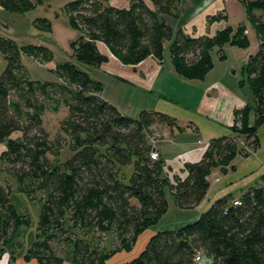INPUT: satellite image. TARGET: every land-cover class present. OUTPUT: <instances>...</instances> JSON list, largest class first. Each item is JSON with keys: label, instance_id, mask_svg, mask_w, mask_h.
Listing matches in <instances>:
<instances>
[{"label": "trees", "instance_id": "16d2710c", "mask_svg": "<svg viewBox=\"0 0 264 264\" xmlns=\"http://www.w3.org/2000/svg\"><path fill=\"white\" fill-rule=\"evenodd\" d=\"M112 0H76L67 5L71 25L80 32L72 42L74 58L83 64L100 67L108 57L104 45L122 63L138 65L153 56L163 61L164 47L170 42V55L177 74L188 80H204L213 69L212 52L230 45L247 48L246 26L231 27L214 36L194 37L179 29L176 33L167 16L176 15L182 0H128L127 7H116ZM3 9L23 13L32 6L29 0H0ZM249 22L255 11L264 12V0H246ZM222 18H208V23ZM260 48L243 70L257 108L248 105L237 111L242 125L256 129L264 122V23L256 24ZM43 30L47 20L35 22ZM21 53L39 61H49L51 51L40 46L20 48L13 40L0 37V54L8 61L0 77V161L5 171L19 183L43 181L47 199L43 201L38 240L32 243L26 259L39 264H105L117 251L130 252L139 237L155 227L168 211L166 189L174 193L177 205L192 208L206 198L214 166L227 167L237 156L235 138H215L202 159L187 163V176L165 171V161L153 160L154 146L149 133L155 127L184 129L173 116L142 110L138 119L124 115L105 100L102 82L67 62L56 67L59 84L24 78ZM17 100L13 105L11 94ZM45 96L46 103L37 97ZM67 111L61 123L66 140L57 148H68L72 157L53 162L49 134L43 117L47 109ZM256 123L250 124L251 111ZM233 131V130H232ZM132 166L125 180L124 168ZM233 198L216 201L193 223L156 233L144 252L128 264H264V185L251 188L234 206ZM22 225L18 212L0 185V261ZM118 241L107 251L105 240ZM13 237V238H12ZM14 239L12 240V242ZM200 261H196L198 254Z\"/></svg>", "mask_w": 264, "mask_h": 264}, {"label": "rangeland", "instance_id": "374dc122", "mask_svg": "<svg viewBox=\"0 0 264 264\" xmlns=\"http://www.w3.org/2000/svg\"><path fill=\"white\" fill-rule=\"evenodd\" d=\"M29 1L32 3V6H29L27 11L23 13L6 12L4 18H0V37L13 40L20 48L26 46L45 47L51 51L53 55L49 61H39L34 57L21 53L19 62L24 78L40 84H59L60 79L58 78L55 69L59 65L70 62L80 71L90 75L92 79L102 82L104 86L102 91L103 97L107 98V95L113 94V85L115 81H112V77L107 74L106 68L80 63L73 56L71 44L77 40L81 34L70 23L67 5L76 0ZM220 15L223 17V14ZM252 16V21L248 22L257 33L258 30L253 22L257 25L263 24L264 12L255 11ZM40 20H47L50 23L47 30H43L35 24V22ZM245 26V35H247L248 23H246ZM100 47L103 52H107L104 45H100ZM226 47L229 48L227 45ZM248 48L249 47L244 49ZM166 50V55L168 56V47ZM227 50L229 58L223 61L219 58L218 48L214 49L212 52L214 62L212 74L214 77L222 79L229 87L233 88L235 86L241 90L243 95L244 93L247 94L249 87L247 83L243 84V82L246 81L244 70L241 64L239 65L234 60L235 55L230 49ZM167 62L168 60L166 58L165 64H167ZM7 65V59L0 54V77L5 72ZM226 74H228L229 77ZM200 81L203 82L204 80ZM204 82L208 83V81ZM122 87L124 88L125 94L128 92V96L123 94L124 97H121L122 95L120 96L122 100L119 99L122 104L125 103L123 109H125L126 114L124 115L138 119L141 113L139 111V106L140 108L144 107L143 109L152 108L154 106V102L150 101V98L146 96L142 97L140 89L131 85H124ZM156 90H158V88ZM11 95V101L14 105L17 96L14 91ZM37 98L40 102L49 105L45 96L39 95ZM124 99L126 100L124 101ZM166 106L167 105L164 104L159 106V109H163L159 110V112L163 111L165 113L166 111L172 110V113H177L182 116L184 115L183 110L172 106H167L168 108H165ZM251 106L254 109L257 108V106L259 107L257 101H254V105ZM244 108L240 110H243ZM236 112L237 111H235L234 124L230 128L231 130L221 129L220 127H216V130H214L210 128L212 123L200 122V119H197L200 125V131H191L189 133L190 135L187 136L186 134H183L181 137L195 143L200 140L203 144L197 145V147L201 148L205 147L208 142L209 145L213 140L212 138L215 139L230 136L236 140L237 156L231 164L225 168H222L219 165L213 167L209 177L210 188L203 202L196 207L181 208L177 205L174 193L167 187L166 200L168 203V211L162 217L160 222L155 227L145 231L139 237L132 251H117L105 262V264H128L144 252L150 239L156 233L160 231L174 230L193 223L202 213L208 211L216 201L226 197H231L237 200L240 199L243 193L251 188H257L264 185V122L261 126L256 127V129H250L249 124L247 126L242 125V118L238 119ZM66 114V109L62 107L59 113H54L51 109H47L43 117L44 128L49 134L50 141L53 144V150L51 151V154H49V159L53 162L58 161L64 163L73 155L68 148L60 149L56 146L58 141H68L61 131V123L63 119H65ZM251 114L254 116V120L251 123L250 119V124H254L256 123L258 115L254 110L251 111ZM157 128L158 127H155L149 133V142L152 146L154 145V138H156V140L159 138V141L161 142L162 138L164 139L165 137L159 134V128ZM160 145L161 144H159L158 147H160ZM4 148V145H0V153ZM132 170V166L123 169L125 180L131 175ZM168 175L170 176V181L174 182V177L169 173ZM0 185L4 189L5 195L15 206L22 222L16 236L14 238L12 237L14 241L12 242L13 239L10 240V244L5 249L0 264H39L36 259L28 260L26 259V256L29 253L32 243L38 240V226L42 203L48 196L45 184L43 181L33 180H25L24 183H19L13 176L5 171V168L0 161ZM104 242L107 251H114L118 246V241L110 234L107 235ZM64 264L72 263L67 261Z\"/></svg>", "mask_w": 264, "mask_h": 264}, {"label": "crops", "instance_id": "0c3cea01", "mask_svg": "<svg viewBox=\"0 0 264 264\" xmlns=\"http://www.w3.org/2000/svg\"><path fill=\"white\" fill-rule=\"evenodd\" d=\"M144 1L148 5H152L150 0ZM245 1L182 0L178 4L177 14L167 16L166 18L171 24L174 33L182 29L186 34L194 37L205 34L214 36L226 27L236 29L248 23L247 36L250 42L249 48L241 49L230 45H227L229 48L226 46L223 48V52L226 55L225 60L229 58L227 49H230L235 55L234 60L239 65L241 64L243 68L249 61V58L256 55L260 48L259 36L248 22V14L244 5ZM111 4L123 8L128 6V0H112ZM6 12L9 11L3 9L0 5V18H4ZM219 14H223V17L212 21L210 24L208 23L209 17ZM167 47L169 51L168 56L166 55ZM169 47L170 42H167L164 47L162 62H158L153 56H149L138 65L122 63L106 47L107 52L103 53L107 55L108 61L100 67L106 68L107 74L115 82L113 94L107 95V98L103 97L102 93L101 96L116 106L121 113L126 114L125 109H123L125 103L122 104L119 99L124 97L123 94H125L122 86L131 85L140 89L142 97L146 96L150 98V101L154 102L152 108L143 109L144 107L140 108L139 106L140 112L142 110H163L159 109V106L163 104L183 110V116L172 113V110L170 111L169 109L165 113L176 118L184 129L158 127L159 134L165 137L164 139L162 138L161 142L159 138L157 140L154 138L156 142H153V146L165 161L166 172L173 177L179 176L184 179L187 176L185 165L200 161L209 146V142L203 148L197 147V145L203 144L200 140L197 143L190 142L181 138L182 135L186 134L188 136L191 131H200L197 119H200V122L212 123L210 128L214 130H216V127L231 130L230 128L235 121V111H239L248 105H254V99L249 88L248 93H244L243 95L237 87H229L222 79L214 77L212 74L213 70L204 79L208 83L200 80H188L179 76L172 63ZM166 58L168 60L167 64H165ZM157 88L158 90H156ZM125 95L128 96V92ZM167 106L165 108H168ZM252 116L251 114V123L254 120V116ZM159 144H161L160 147H158Z\"/></svg>", "mask_w": 264, "mask_h": 264}, {"label": "built area", "instance_id": "2783aa9c", "mask_svg": "<svg viewBox=\"0 0 264 264\" xmlns=\"http://www.w3.org/2000/svg\"><path fill=\"white\" fill-rule=\"evenodd\" d=\"M159 153H158V151L154 148V150H153V152H152V154H151V158L153 159V160H158L159 159ZM233 205L234 206H240L241 205V201H240V199H235V200H233ZM200 259H201V254L199 253L198 255H197V257H196V261L198 262V261H200Z\"/></svg>", "mask_w": 264, "mask_h": 264}, {"label": "bare ground", "instance_id": "6f19581e", "mask_svg": "<svg viewBox=\"0 0 264 264\" xmlns=\"http://www.w3.org/2000/svg\"><path fill=\"white\" fill-rule=\"evenodd\" d=\"M4 263V262H3Z\"/></svg>", "mask_w": 264, "mask_h": 264}]
</instances>
